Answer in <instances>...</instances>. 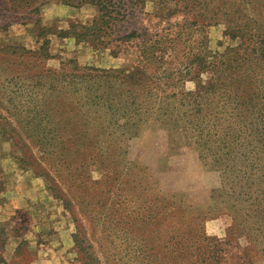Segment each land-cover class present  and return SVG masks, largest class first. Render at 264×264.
Wrapping results in <instances>:
<instances>
[{
	"label": "rangeland",
	"instance_id": "obj_1",
	"mask_svg": "<svg viewBox=\"0 0 264 264\" xmlns=\"http://www.w3.org/2000/svg\"><path fill=\"white\" fill-rule=\"evenodd\" d=\"M115 1L82 39L95 5L0 0V264H264V177L234 182L172 122L213 64H259L264 0Z\"/></svg>",
	"mask_w": 264,
	"mask_h": 264
},
{
	"label": "trees",
	"instance_id": "obj_2",
	"mask_svg": "<svg viewBox=\"0 0 264 264\" xmlns=\"http://www.w3.org/2000/svg\"><path fill=\"white\" fill-rule=\"evenodd\" d=\"M46 1L49 0H7L12 10H27L33 14H37L39 7ZM57 1L76 6L89 3L98 8L99 16L90 27H84L83 33L76 38L97 39L100 34L101 37L102 34H111V22L119 21L117 17H125L122 4L115 0ZM0 30L3 28L0 27ZM130 38V35H125L120 37V41L124 43ZM101 43L102 41L96 45ZM115 48L120 50L121 44L115 45ZM231 52L237 55V50ZM141 53L146 59L153 54L148 47L142 48ZM257 56L259 64L251 62L250 58L241 61L240 58L232 59L230 56L213 64V75L207 81L196 76L199 83L196 84L195 91L181 93L180 102L186 105L185 110L179 118L172 121L175 125L184 121L182 128L190 131L198 149L205 158H209L213 168L226 177L233 176L234 182L237 181L240 185L243 182L253 183L264 177V52ZM218 67L222 73L217 70ZM137 76L138 74L132 73L124 78L139 82ZM248 188L247 190L245 187L248 195L253 196V187L249 185ZM257 190L264 193V188Z\"/></svg>",
	"mask_w": 264,
	"mask_h": 264
}]
</instances>
